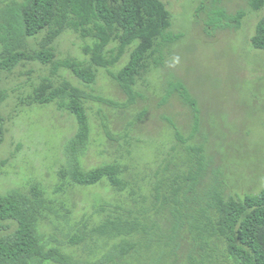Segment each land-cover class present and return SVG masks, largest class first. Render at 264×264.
<instances>
[{"label": "trees", "instance_id": "obj_1", "mask_svg": "<svg viewBox=\"0 0 264 264\" xmlns=\"http://www.w3.org/2000/svg\"><path fill=\"white\" fill-rule=\"evenodd\" d=\"M249 3L253 9L264 7V0ZM217 13L212 25L234 17L239 26L245 15L229 14L219 5ZM171 25L172 13L163 0H12L0 6V144L5 136L1 105L8 96L2 70L24 60L50 65L51 76L34 88L30 103L56 102L78 122L67 143L66 163L58 171L57 192L68 185L106 181L116 195L95 201L92 212L76 218L75 210L59 209L38 183L26 191L0 193V264H176L182 248H187L183 264H264V188L236 197L215 184L203 200L194 193L208 161L203 143L189 144L200 130V109L183 81L172 82L169 94L178 91L190 107L193 129L185 138L173 126L184 144L183 161L169 177L155 182L151 195L143 192L127 164L82 165L92 134L87 100L93 95L68 79L57 84L52 78L66 68L91 85L104 68L134 100L136 86L164 65L167 48L182 36L169 31ZM66 30L91 40L83 47L87 61L57 59L55 43ZM39 34L38 47L28 49V39ZM251 43L264 49V15ZM126 54L128 61L113 71Z\"/></svg>", "mask_w": 264, "mask_h": 264}, {"label": "rangeland", "instance_id": "obj_2", "mask_svg": "<svg viewBox=\"0 0 264 264\" xmlns=\"http://www.w3.org/2000/svg\"><path fill=\"white\" fill-rule=\"evenodd\" d=\"M11 1L0 0V6ZM163 1L172 13L169 31L182 36L167 48L164 65L139 82L134 100L104 68H99L91 85L66 68L52 78L57 84L68 79L93 95L87 100L92 134L81 157L83 167L115 161L127 164L143 192L151 195L155 182L169 177L183 161L184 144L176 138L173 126H179L185 138L193 129L190 107L178 91L169 94L172 82L181 80L200 109V130L189 144L203 143L207 152L208 167L194 193L203 200L215 184L236 197L260 191L264 188V49L255 48L251 38L264 7L253 9L249 0ZM218 5L232 15L244 11L240 25L234 17L212 25L218 21ZM42 36H31L28 49L37 48ZM86 43L91 40L66 30L55 43L57 59L87 61ZM128 59L126 54L112 70ZM50 76L51 66L38 60H24L1 72L8 96L1 105L5 136L0 144V193L26 191L38 183L59 209L68 206L79 218L93 211L95 201L116 195L106 181L68 185L57 192L58 171L66 163L67 143L78 130V122L56 102L30 103L34 88ZM186 251L178 250V259L169 262L183 264Z\"/></svg>", "mask_w": 264, "mask_h": 264}]
</instances>
